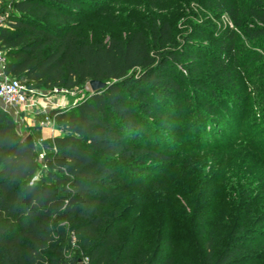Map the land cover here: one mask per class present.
Returning <instances> with one entry per match:
<instances>
[{"label": "trees", "instance_id": "1", "mask_svg": "<svg viewBox=\"0 0 264 264\" xmlns=\"http://www.w3.org/2000/svg\"><path fill=\"white\" fill-rule=\"evenodd\" d=\"M1 2L7 13L0 26L5 75L34 89L72 88L90 79L106 86L78 102L50 109L61 134L40 143L33 137V150L22 143L11 116L0 108V264H79L83 258L86 264H179L171 255L142 249L139 235L119 238L128 216L115 208L104 210L123 191L157 185L152 176L139 180L143 173L157 171L145 161H167L176 155L142 140L153 129L147 125L151 115L160 122L173 120L165 104L180 92L181 77L166 71L178 57L166 46L169 23L154 24L148 38L137 31L91 42L81 39L73 20L81 15L85 0ZM250 11L257 23L253 26L231 17L235 28L258 47L264 41V0ZM236 29L221 31L223 47L232 48ZM258 50L263 52L264 44ZM218 58L225 60L223 54ZM226 108L214 100L213 107L205 104L200 109L199 117L224 125ZM40 166L44 169L37 177ZM262 199L255 206L249 202L247 210L235 208L221 226L207 223L199 228L206 238L200 264H242L243 247L237 240L264 235ZM200 217L205 219L203 213ZM63 221L67 230L59 224ZM214 238L229 239L216 251ZM73 243L80 251L70 254Z\"/></svg>", "mask_w": 264, "mask_h": 264}, {"label": "rangeland", "instance_id": "2", "mask_svg": "<svg viewBox=\"0 0 264 264\" xmlns=\"http://www.w3.org/2000/svg\"><path fill=\"white\" fill-rule=\"evenodd\" d=\"M85 2L81 15L73 19L77 34L85 41L106 42L137 31L148 38L154 24L165 20L171 26L166 46L178 57L168 63L166 71L181 77L179 94L170 96L165 104L173 120L160 122L151 115L147 125L153 129L149 128L142 140L160 144L176 155L167 161H145L157 171L143 173L139 180L152 176L157 185L123 191L104 210L115 208L128 216L119 238L132 240L139 235L142 249L157 256L171 255L179 264H200L206 238L199 235V228L207 223L221 226L220 221L235 208L247 210L250 203L255 206L264 196V51L258 50L264 41L253 47L254 41L235 28L231 17L242 19L247 26L257 24L250 10L260 0ZM225 28L236 29L231 49L222 46ZM222 54L224 61L218 58ZM1 67V77L11 78ZM66 89L67 104L91 93L87 82ZM234 95L240 96L239 100ZM214 100L227 107L225 126L199 117L200 109L205 104L213 107ZM19 128L21 136L27 135ZM42 169L40 166L37 177ZM260 209L264 210V199ZM59 224L68 229L66 221ZM204 228L207 231L208 227ZM247 236L237 240L243 247L242 264H264V235ZM228 239L214 238L216 251ZM70 249V254L79 250L74 243ZM79 264H86L85 258Z\"/></svg>", "mask_w": 264, "mask_h": 264}, {"label": "built area", "instance_id": "3", "mask_svg": "<svg viewBox=\"0 0 264 264\" xmlns=\"http://www.w3.org/2000/svg\"><path fill=\"white\" fill-rule=\"evenodd\" d=\"M7 17L6 10L2 7V2L0 1V26L5 23ZM3 63V57L0 52V64ZM68 92L66 88L53 87L48 90V92H38L34 88H28L23 83L19 82L15 78H3L0 74V108L11 115L12 113H17L20 110L26 108H33L38 105L39 97H47V95L53 94L59 96L60 100H51L46 106H40L42 111L45 113L44 118L39 121L40 126L52 125L53 120L49 116V112H45L47 106L53 108H63L67 105V102H63L61 98L64 99V95ZM41 138L37 140L40 143ZM43 152L38 153V159L42 160ZM86 263V258H85Z\"/></svg>", "mask_w": 264, "mask_h": 264}, {"label": "crops", "instance_id": "4", "mask_svg": "<svg viewBox=\"0 0 264 264\" xmlns=\"http://www.w3.org/2000/svg\"><path fill=\"white\" fill-rule=\"evenodd\" d=\"M38 91H45L48 92L49 89H36ZM57 95H47V97H39L38 98V105L34 106L33 108H26L23 110L18 111L17 113H12L10 116L14 122V127L17 133H19V127L24 128L27 131L26 134L32 136V138H51L54 136H58L61 134V131L57 129L54 125H46L40 126L38 123L40 120L44 118L45 113L42 111L40 106H46L51 100L58 101L60 100ZM63 102H67V99L64 97L61 98ZM53 107L47 106L45 112H49L50 109ZM18 128V129H17Z\"/></svg>", "mask_w": 264, "mask_h": 264}, {"label": "water", "instance_id": "5", "mask_svg": "<svg viewBox=\"0 0 264 264\" xmlns=\"http://www.w3.org/2000/svg\"><path fill=\"white\" fill-rule=\"evenodd\" d=\"M87 84L91 92L98 91L106 86L105 82H102L100 80H93V79L88 80ZM22 143H24L30 149L32 150L34 149V142H33V138L31 137V135L29 134L25 135L22 139Z\"/></svg>", "mask_w": 264, "mask_h": 264}]
</instances>
